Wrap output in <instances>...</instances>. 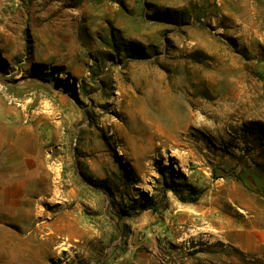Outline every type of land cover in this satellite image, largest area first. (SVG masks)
I'll use <instances>...</instances> for the list:
<instances>
[{
    "label": "rangeland",
    "instance_id": "obj_1",
    "mask_svg": "<svg viewBox=\"0 0 264 264\" xmlns=\"http://www.w3.org/2000/svg\"><path fill=\"white\" fill-rule=\"evenodd\" d=\"M0 264H264V0H0Z\"/></svg>",
    "mask_w": 264,
    "mask_h": 264
},
{
    "label": "trees",
    "instance_id": "obj_2",
    "mask_svg": "<svg viewBox=\"0 0 264 264\" xmlns=\"http://www.w3.org/2000/svg\"><path fill=\"white\" fill-rule=\"evenodd\" d=\"M199 197H200V195L197 194V195H195V196H189V199H192V201H196V200L199 199Z\"/></svg>",
    "mask_w": 264,
    "mask_h": 264
},
{
    "label": "bare ground",
    "instance_id": "obj_3",
    "mask_svg": "<svg viewBox=\"0 0 264 264\" xmlns=\"http://www.w3.org/2000/svg\"><path fill=\"white\" fill-rule=\"evenodd\" d=\"M159 122V121H158ZM165 135V134H164ZM167 135H168V133H167Z\"/></svg>",
    "mask_w": 264,
    "mask_h": 264
}]
</instances>
